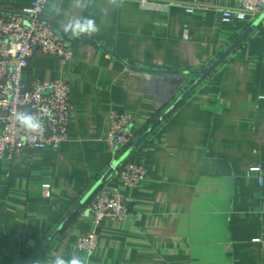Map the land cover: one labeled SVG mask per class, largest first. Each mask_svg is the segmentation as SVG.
I'll return each mask as SVG.
<instances>
[{
    "label": "crops",
    "instance_id": "obj_1",
    "mask_svg": "<svg viewBox=\"0 0 264 264\" xmlns=\"http://www.w3.org/2000/svg\"><path fill=\"white\" fill-rule=\"evenodd\" d=\"M33 2L0 0V17ZM236 7L48 0L45 16L73 61L37 52L24 80L69 83V139L0 161V264H29L56 234L34 264L58 255L85 264H264V182L247 176L253 167L264 176V21L128 157L148 179L137 190L104 182L126 199L127 215L102 225L94 254L75 248L92 229L88 210L102 186L77 208L115 159L109 115L134 116L138 141L253 25L222 23L220 10ZM86 20L97 28L91 36L65 31Z\"/></svg>",
    "mask_w": 264,
    "mask_h": 264
},
{
    "label": "built area",
    "instance_id": "obj_2",
    "mask_svg": "<svg viewBox=\"0 0 264 264\" xmlns=\"http://www.w3.org/2000/svg\"><path fill=\"white\" fill-rule=\"evenodd\" d=\"M236 8L220 10L222 23L254 22L264 14V0H236ZM48 0H34L29 10L0 17V161H11L24 151L58 149L69 139L72 118L70 85L64 80H35L27 84L25 74L34 55L39 52L68 65L73 52L45 16ZM195 6L188 7L193 12ZM27 110L39 116L44 131L26 133L15 120L17 111ZM136 118L127 113L112 112L107 120L106 142L114 154L110 178L125 187L137 190L149 177L148 171L128 158L113 168L135 144L139 135ZM257 176L262 185L260 167L247 172L248 178ZM48 188V187H47ZM126 199L118 192L101 187L92 200L88 215L92 229L77 238L75 248L92 255L99 246V232L107 221H121L127 215Z\"/></svg>",
    "mask_w": 264,
    "mask_h": 264
},
{
    "label": "water",
    "instance_id": "obj_3",
    "mask_svg": "<svg viewBox=\"0 0 264 264\" xmlns=\"http://www.w3.org/2000/svg\"><path fill=\"white\" fill-rule=\"evenodd\" d=\"M264 21V14L260 16L253 25L237 40L235 44L231 46V48L225 52V54L220 57L208 70L205 72L197 73L200 78L195 82V84L177 101L175 104L157 121L151 128L121 157V159L113 165V168H116L118 165L123 163L138 147L167 119V117L178 107L180 106L189 96L190 94L200 85L202 84L213 72L214 70L255 30L257 26H259ZM56 27V24H53ZM58 27V26H57ZM60 27V26H59ZM112 169L108 170L105 176L98 182L94 188L87 194L82 203L78 206L77 209H80L84 204H86L92 196L97 192V190L104 184V182L111 176ZM57 235V234H56ZM53 236L44 248L37 254V256L29 263L34 264V262L38 259V257L50 246L53 239L56 237Z\"/></svg>",
    "mask_w": 264,
    "mask_h": 264
},
{
    "label": "clouds",
    "instance_id": "obj_4",
    "mask_svg": "<svg viewBox=\"0 0 264 264\" xmlns=\"http://www.w3.org/2000/svg\"><path fill=\"white\" fill-rule=\"evenodd\" d=\"M71 28L75 37H79L81 34L91 36L97 31L94 21L86 20L83 23L76 22L72 25H67L65 31ZM15 120L19 126L26 132L31 134H40L44 131L43 121L38 115L33 114L27 110L17 111L15 114ZM54 264H85V262L77 257H73L70 260H65L62 256L55 258Z\"/></svg>",
    "mask_w": 264,
    "mask_h": 264
}]
</instances>
